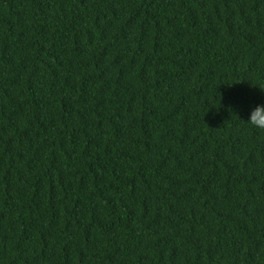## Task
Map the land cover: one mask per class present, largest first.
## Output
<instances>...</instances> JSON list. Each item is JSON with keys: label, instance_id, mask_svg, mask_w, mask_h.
Here are the masks:
<instances>
[{"label": "trees", "instance_id": "16d2710c", "mask_svg": "<svg viewBox=\"0 0 264 264\" xmlns=\"http://www.w3.org/2000/svg\"><path fill=\"white\" fill-rule=\"evenodd\" d=\"M264 0H0V264H264Z\"/></svg>", "mask_w": 264, "mask_h": 264}, {"label": "clouds", "instance_id": "9594fccd", "mask_svg": "<svg viewBox=\"0 0 264 264\" xmlns=\"http://www.w3.org/2000/svg\"><path fill=\"white\" fill-rule=\"evenodd\" d=\"M251 127L264 130V104H257L246 120Z\"/></svg>", "mask_w": 264, "mask_h": 264}]
</instances>
